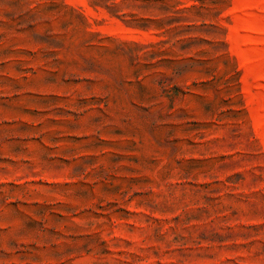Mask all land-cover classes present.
Masks as SVG:
<instances>
[{"label":"rangeland","instance_id":"obj_1","mask_svg":"<svg viewBox=\"0 0 264 264\" xmlns=\"http://www.w3.org/2000/svg\"><path fill=\"white\" fill-rule=\"evenodd\" d=\"M0 264H264V0H0Z\"/></svg>","mask_w":264,"mask_h":264}]
</instances>
